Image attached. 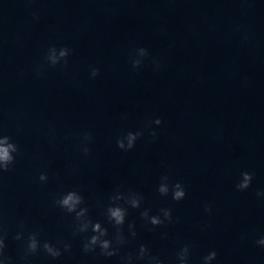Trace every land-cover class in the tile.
I'll return each instance as SVG.
<instances>
[{
  "label": "water",
  "instance_id": "95a60500",
  "mask_svg": "<svg viewBox=\"0 0 264 264\" xmlns=\"http://www.w3.org/2000/svg\"><path fill=\"white\" fill-rule=\"evenodd\" d=\"M51 47L70 49L66 64L46 62ZM129 132L143 135L124 151L116 141ZM0 135L19 149L0 173L11 264H126L129 254L150 264L137 258L141 245L163 264H179L185 245L187 264L213 250L211 264H264V0H0ZM244 172L253 179L240 191ZM163 176L183 185L184 199L159 194ZM71 190L109 239L111 197H143L138 209L119 202L127 242L116 256L83 251L93 233L74 235V214L55 204ZM165 208L172 221L160 226L140 215L163 219ZM33 232L62 255L41 248L25 259Z\"/></svg>",
  "mask_w": 264,
  "mask_h": 264
},
{
  "label": "clouds",
  "instance_id": "9594fccd",
  "mask_svg": "<svg viewBox=\"0 0 264 264\" xmlns=\"http://www.w3.org/2000/svg\"><path fill=\"white\" fill-rule=\"evenodd\" d=\"M70 54V49L68 48H61L59 51L55 47H51L48 49V54L46 56V62L55 67L61 61L65 64L67 63V57ZM138 55L140 57L147 56L148 53L146 49H139ZM141 64L140 59H135L132 61L133 68L139 67ZM99 75V70L93 68L91 70V77L95 78ZM156 125H160L162 121L157 118L153 121ZM143 135L142 132L127 133L126 137L119 138L116 141L117 147L124 150L129 151L134 148L136 140ZM151 135L153 137L156 136L155 132H152ZM91 134L85 133L83 136V140L90 141ZM125 140L127 143H125ZM19 149L18 146L12 142L9 136L0 135V173L8 172L11 170L10 166L15 163V155L18 153ZM82 151L85 155H88L90 149L87 146L82 147ZM242 179L236 185L237 189L240 191L246 190L250 187L251 181L253 179L252 174L248 172H244L241 174ZM168 177L163 176L161 177V183L158 186V192L161 196H167L169 191L171 190L172 199L175 201H181L185 198L186 192L183 185L179 182L169 185ZM39 180L41 182H46L48 180V176L45 173H41L39 175ZM258 196H264V192H257ZM143 197L136 193H130L129 195L125 196L123 193L117 190L116 194L111 197L112 203L106 209V216L108 221L113 225L116 229L115 236L112 239H109V232L108 229L100 222H93L92 219L89 217V209L87 207H82L84 204V198L82 195L79 194L76 190L68 191L60 196L59 199L55 201V204L63 209L68 214H74L75 221L77 222L75 225L74 235L87 233L89 229L93 233L90 237H88L84 244H83V251L85 253L95 252L97 248L100 250V255L105 257H113L116 256L119 252V247L123 246L127 240L123 234V226L126 221V217L128 215V209L120 205V201H124L126 205L133 209H138L141 206ZM206 212H211V207H205ZM161 215H153L150 216L147 210H144L140 213L141 217L150 223L152 226H160L164 224L165 221L171 222L172 221V213L171 209H161ZM24 224L20 222V228L23 229ZM128 229L130 235L134 238L136 236L135 225L128 224ZM17 241L22 240L24 238L23 232H18L14 237ZM115 242V246H114ZM257 244L264 246V237L260 238L256 241ZM6 247L5 238L0 236V264H11V259L4 255V249ZM52 257L56 259L62 255L61 249L56 247L50 242H43L41 244L38 233H29L27 237V244H26V251H25V259L28 256L36 254L40 249ZM71 250V245L68 243H64L63 251L68 252ZM189 247L185 245L180 251L177 253V259L179 264H187L188 257H189ZM148 257L150 264H163V262L155 256H151L149 250L146 246L141 245L138 252V259H145ZM217 253L215 250L209 252L207 256L203 258L204 264H211V262L216 259ZM126 264H132L133 256L129 254L126 258Z\"/></svg>",
  "mask_w": 264,
  "mask_h": 264
}]
</instances>
